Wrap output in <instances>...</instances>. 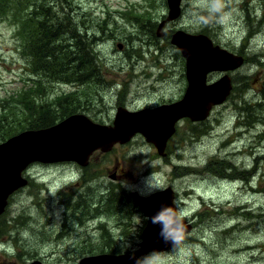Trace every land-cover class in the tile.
<instances>
[{"label": "rangeland", "instance_id": "1", "mask_svg": "<svg viewBox=\"0 0 264 264\" xmlns=\"http://www.w3.org/2000/svg\"><path fill=\"white\" fill-rule=\"evenodd\" d=\"M54 2L85 34L77 50L63 43L64 53L91 58L99 75L86 85L45 78L48 100L71 95L75 114L97 123L112 124L119 107L157 108L183 98L186 60L171 42L177 31L206 34L246 62L230 73L235 89L228 100L205 122L181 121L165 156L138 135L95 153L85 168L34 163L25 174L30 184L11 197L0 224V264H78L100 252L145 257L142 264H264V0H219L218 11L213 0H183L181 18L160 31L166 0ZM5 6L13 4L0 0V101L11 102L31 73ZM157 183L176 192L194 227L183 245L163 253L141 248L147 218L131 197Z\"/></svg>", "mask_w": 264, "mask_h": 264}, {"label": "water", "instance_id": "2", "mask_svg": "<svg viewBox=\"0 0 264 264\" xmlns=\"http://www.w3.org/2000/svg\"><path fill=\"white\" fill-rule=\"evenodd\" d=\"M167 3L168 17L158 31L165 27L166 22L178 19L182 13V0H167ZM172 44L179 48L186 60L188 88L180 101L137 112L119 108L112 125L98 124L85 115H73L48 129L26 131L0 144V217L11 195L28 185L23 173L30 165L36 162H73L85 167L96 151L110 152L115 145L127 144L137 134L145 137L161 156H165L167 143L174 135L179 120L205 121L214 106L226 101L232 91L230 77L226 75L208 85V75L238 69L244 63L243 57L214 45L211 38L203 34L191 35L179 31L173 35ZM132 197L148 219L141 247L151 252L173 249V244L165 242L161 236L162 225L153 224L151 217L165 206H174V191L168 188L148 197L135 192ZM183 223L185 231L182 242L192 230L190 224L184 220ZM131 257L100 254L86 257L79 264H136Z\"/></svg>", "mask_w": 264, "mask_h": 264}, {"label": "trees", "instance_id": "3", "mask_svg": "<svg viewBox=\"0 0 264 264\" xmlns=\"http://www.w3.org/2000/svg\"><path fill=\"white\" fill-rule=\"evenodd\" d=\"M10 1L13 6L1 7V10L6 14L7 19L11 17L13 20L15 34L21 42V53L26 55L24 57L27 70L31 73L29 77L31 80L30 84H26V87L16 94L17 96H12L11 102L0 101L2 110L0 144L26 131L47 129L77 113L76 103L68 100V96L71 95L61 94L54 98V101L49 102L50 91L48 90L52 87L51 80L60 84L77 81L79 84L86 85L93 77L99 75V69L91 58L89 61L85 55L82 59H76L74 52L64 53L67 48H63V43L71 41L73 43L71 49L77 50V46L83 45L82 38H85V34L80 33L77 27L72 25L68 12L57 9L58 2ZM37 2L40 4L35 5ZM130 12L137 15L135 11ZM127 13L129 12L125 10L123 16ZM32 77L38 79L35 80ZM45 78L51 80L46 84ZM12 103L15 104L14 107L10 106ZM224 165L227 166V164ZM225 170H228V167ZM110 253L118 254L119 252Z\"/></svg>", "mask_w": 264, "mask_h": 264}, {"label": "clouds", "instance_id": "4", "mask_svg": "<svg viewBox=\"0 0 264 264\" xmlns=\"http://www.w3.org/2000/svg\"><path fill=\"white\" fill-rule=\"evenodd\" d=\"M219 3V0H213L212 8L213 11H218L216 5ZM163 191V187L158 183L151 185V189L147 192L141 191V196H151L154 192ZM174 206H165L158 211L157 214L151 217V222L153 224H161L162 232L161 236L165 242H171L174 246V249L177 248L183 239V234L185 231V226L183 223V209H180L177 201H173ZM134 259L136 264H142L145 261V257L136 258L135 256L131 257Z\"/></svg>", "mask_w": 264, "mask_h": 264}, {"label": "flooded vegetation", "instance_id": "5", "mask_svg": "<svg viewBox=\"0 0 264 264\" xmlns=\"http://www.w3.org/2000/svg\"><path fill=\"white\" fill-rule=\"evenodd\" d=\"M178 248V247H177ZM19 255H20V253H18ZM53 254H55V252L53 253ZM49 258L51 257V255L50 256H48ZM138 257V256H137ZM139 258V257H138ZM52 264H60L59 262L58 263H56V262H52V261H50ZM30 264H49L48 262H46V260H44L43 258H35V259H33V260H31L30 261Z\"/></svg>", "mask_w": 264, "mask_h": 264}, {"label": "bare ground", "instance_id": "6", "mask_svg": "<svg viewBox=\"0 0 264 264\" xmlns=\"http://www.w3.org/2000/svg\"><path fill=\"white\" fill-rule=\"evenodd\" d=\"M76 40V39H75ZM93 81V80H92ZM99 84V83H98ZM189 179V178H188ZM232 180V179H231ZM170 189H172L171 187H170ZM173 190V189H172ZM74 200V199H73ZM92 204V203H91ZM94 205V204H93ZM79 210V209H78ZM77 210V211H78ZM88 217V216H87ZM21 236V235H20ZM61 239V238H60ZM61 247V246H60ZM61 249V248H60ZM105 254H108V255H124V254H126V253H118V254H113V253H110V252H106Z\"/></svg>", "mask_w": 264, "mask_h": 264}]
</instances>
